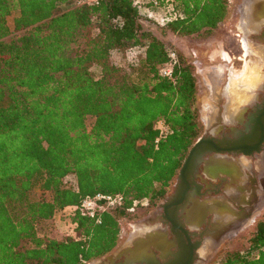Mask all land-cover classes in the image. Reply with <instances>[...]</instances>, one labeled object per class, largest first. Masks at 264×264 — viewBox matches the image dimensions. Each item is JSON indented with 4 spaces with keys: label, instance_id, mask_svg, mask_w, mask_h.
<instances>
[{
    "label": "trees",
    "instance_id": "1",
    "mask_svg": "<svg viewBox=\"0 0 264 264\" xmlns=\"http://www.w3.org/2000/svg\"><path fill=\"white\" fill-rule=\"evenodd\" d=\"M175 2L182 17L156 24L160 31L190 35L226 17L227 0ZM70 4L0 0V264H86L111 252L119 219L134 201L165 196L202 130L194 67L143 28L141 20H151L133 0L62 8ZM128 48L142 53L135 65L111 63L112 50ZM171 50L176 61L166 76ZM68 175L75 187L65 184ZM97 193L123 200L98 221L74 212L65 238L42 231L58 210ZM237 241L219 264H264V213Z\"/></svg>",
    "mask_w": 264,
    "mask_h": 264
},
{
    "label": "flooded vegetation",
    "instance_id": "2",
    "mask_svg": "<svg viewBox=\"0 0 264 264\" xmlns=\"http://www.w3.org/2000/svg\"><path fill=\"white\" fill-rule=\"evenodd\" d=\"M237 7L239 15L235 22L234 36H236L239 53L235 54L231 50L222 49L219 53L221 61L219 59L210 63H203L200 60L189 61L194 67L196 76V104L202 125L200 136L213 134V132L214 136H231L229 129L231 127L246 131V124L250 118L264 109V0H241ZM234 59L243 62L237 67L234 65ZM197 62L203 65L199 70L195 69ZM250 124L252 123H248V128ZM237 134L236 132L235 135ZM234 157L249 158L258 163L264 178V142L259 152L250 156L236 155ZM199 174L201 178L195 177V180L202 187L199 189L201 194L196 196L197 205L210 207L212 198L227 200L235 209L243 211L235 218L239 228H242L264 204V187L263 193L256 196L253 202L242 205L228 195L231 191L230 177L224 175V180L211 179L201 169ZM202 178L204 181L201 180ZM255 181L252 189H256V177ZM175 184L176 178L166 195L154 205L142 204L131 211L142 208L145 213L139 219L129 223V230L124 237L119 231L118 240L122 238L120 243H117L111 252L95 258L100 261L95 262L92 259L94 260L92 264L97 262L98 264H125L126 260H134L130 264H200L203 258L199 251L205 244L215 246L220 243L222 239L219 238L222 232L219 234L217 230L214 232L212 230L217 222L214 212L208 208L202 213V209L198 206L190 217H187L186 210L180 208L177 211L179 221H175L176 233L172 232V223L164 216L161 204L174 192ZM192 205L193 203L189 202L185 208H190ZM212 207L215 209V204ZM249 212L250 216L244 219L243 215H248ZM181 226L187 230L189 238L183 233ZM197 243L199 246L195 248ZM150 252L154 254V257L150 256Z\"/></svg>",
    "mask_w": 264,
    "mask_h": 264
},
{
    "label": "rangeland",
    "instance_id": "3",
    "mask_svg": "<svg viewBox=\"0 0 264 264\" xmlns=\"http://www.w3.org/2000/svg\"><path fill=\"white\" fill-rule=\"evenodd\" d=\"M71 4L69 6H62L63 9H66L71 6L79 5L85 2H92V0H70ZM241 0H227V13L224 18V22L220 23L214 29L202 30L198 33H193L190 35H178L174 34L169 30L160 31L156 22L151 20L142 19V25L145 29H150L154 32L158 37L162 38L169 46H171L176 52H179L182 56H184L188 61L192 60H200L203 63L214 62L215 59H219V53H221L222 49L231 50L232 53H239L238 43L235 41L236 36H234V32H236L235 22L237 20V16L239 12L237 11V4ZM16 16V12H11V14L7 17V23L11 30L14 28V17ZM143 17V16H141ZM146 18V17H143ZM128 49L123 50H112L110 54V61L114 65L128 70L133 65L131 62L130 54L127 51ZM140 56L142 53L137 52ZM234 65L239 66L243 61L234 59ZM227 63V62H226ZM199 62L196 63L195 69H200ZM92 73L95 77L99 76V68L93 67ZM201 116V114H200ZM93 122L92 117H88L86 119L87 127L89 128ZM202 133V130H201ZM200 133V134H201ZM244 159V158H243ZM65 184L70 187H75V179L72 175H68L64 178ZM174 181L169 185L167 192L173 186ZM166 192V193H167ZM34 194L38 197L46 196L47 193L41 191L38 187H35ZM166 195V194H165ZM157 200L156 202H158ZM155 202V203H156ZM154 203V204H155ZM152 204V205H154ZM73 211L69 208H63L58 210L51 221H48L45 225L42 226V231L46 232L48 235L54 238H65L68 234L72 233V229L74 224L71 221V214ZM145 213L144 209L137 208L134 212H128L126 216L119 219V231L121 236H125L129 230V223L139 219ZM264 213V204L260 206L257 212L246 221V224L239 228L237 231L232 232L225 236L220 243L215 246H211L210 244H205L204 248L199 251L202 256V260L200 264H219L222 259L223 251L226 248L230 249H238L241 247L239 243H237L238 238L249 234L254 227L255 222L259 219ZM245 223V222H244ZM122 239V238H121ZM118 240V244L120 243ZM117 246V245H116ZM115 246V247H116ZM92 261V260H90ZM88 264H92L90 262ZM86 263V264H87Z\"/></svg>",
    "mask_w": 264,
    "mask_h": 264
},
{
    "label": "water",
    "instance_id": "4",
    "mask_svg": "<svg viewBox=\"0 0 264 264\" xmlns=\"http://www.w3.org/2000/svg\"><path fill=\"white\" fill-rule=\"evenodd\" d=\"M251 122L249 128L248 123ZM246 126V131H239L235 127H231V136H214L213 134H206L199 136L193 143L191 148L188 150L186 157L181 164L177 175L174 192L166 198L165 202L161 204L164 211V216L168 221L172 223V232L178 222L177 211L181 208L186 210L187 217L193 215V211L197 210L198 207L202 209V213L208 208L216 215L217 222L213 225V232H222L219 239H223L228 234L235 232L239 227L236 225L235 218L240 216L243 211H238L235 207L223 198H212L210 201L212 205L209 206H198L197 197L200 193L202 185L197 183L195 177L201 178L199 170L211 179L224 180V175L231 178L234 181V169L231 163L235 161L236 155L250 156L255 152L261 150L264 142V109L259 111L256 115L252 116ZM236 132L238 133L237 135ZM204 181V179H201ZM217 190L215 191V193ZM231 199L235 200V196L229 192L228 194ZM193 203L190 208H185L187 203ZM219 202V203H218ZM215 204V209H213ZM220 204V205H219ZM196 206H198L196 208ZM250 216L243 215L244 219ZM183 233L189 238L187 230L183 229ZM218 239V240H219ZM199 246V243L195 245V248ZM151 257H154L152 252L149 253ZM100 261L99 259H94ZM93 260V261H94ZM90 261V262H93ZM134 261V260H133ZM133 261L126 260L125 264H130ZM89 263V262H88ZM87 263V264H88ZM98 264V262H97Z\"/></svg>",
    "mask_w": 264,
    "mask_h": 264
},
{
    "label": "built area",
    "instance_id": "5",
    "mask_svg": "<svg viewBox=\"0 0 264 264\" xmlns=\"http://www.w3.org/2000/svg\"><path fill=\"white\" fill-rule=\"evenodd\" d=\"M133 5L137 8L140 16L151 18L159 25H166L172 20L182 17L175 0H133ZM127 51L132 59L131 62L136 64L139 59L138 51L135 48H128ZM169 58L162 70V74L166 76L170 75L171 67L176 61V52L174 50L170 51ZM156 128H158L160 136L167 132V127L161 120L157 121ZM155 141L157 142L158 138ZM122 200L123 196L119 193L114 195L97 193L93 196H84L79 204L68 205L67 208L73 211L72 214L78 211L81 215L97 218L99 212L120 205ZM146 203H148L147 200L134 201L128 211L131 212L137 206ZM96 220L98 221V218Z\"/></svg>",
    "mask_w": 264,
    "mask_h": 264
},
{
    "label": "crops",
    "instance_id": "6",
    "mask_svg": "<svg viewBox=\"0 0 264 264\" xmlns=\"http://www.w3.org/2000/svg\"><path fill=\"white\" fill-rule=\"evenodd\" d=\"M231 166L234 169V181L230 178V193L235 196L237 201L239 200L238 204L248 205V203L255 200L256 196L263 193L264 178L260 166H258V163L251 161L249 158H235V161L231 163ZM255 177L257 183L256 189L254 188V190L252 188L255 186ZM64 208H67V206Z\"/></svg>",
    "mask_w": 264,
    "mask_h": 264
}]
</instances>
